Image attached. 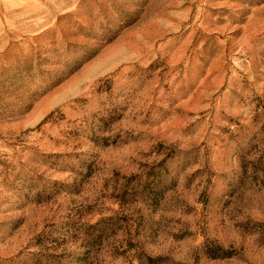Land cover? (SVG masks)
Instances as JSON below:
<instances>
[{"label": "rangeland", "instance_id": "374dc122", "mask_svg": "<svg viewBox=\"0 0 264 264\" xmlns=\"http://www.w3.org/2000/svg\"><path fill=\"white\" fill-rule=\"evenodd\" d=\"M138 251L264 264V0H0V264Z\"/></svg>", "mask_w": 264, "mask_h": 264}, {"label": "trees", "instance_id": "16d2710c", "mask_svg": "<svg viewBox=\"0 0 264 264\" xmlns=\"http://www.w3.org/2000/svg\"><path fill=\"white\" fill-rule=\"evenodd\" d=\"M148 196L151 198V200H153V199L156 200V193L153 194L154 198H152V196L149 193H148ZM128 201L129 200L127 197V193H125L124 195L121 196L120 203L126 204V203H128ZM101 224H102V221L91 226L93 233L91 235H89V243L86 245L88 247V249H90V250H91V248L94 249L97 245H100V243H102V241L104 240L103 238H104L105 230H102V228L98 229ZM136 257L140 261L141 264H159L160 263L159 259L146 257V256H144V253H142L140 251H138Z\"/></svg>", "mask_w": 264, "mask_h": 264}, {"label": "bare ground", "instance_id": "6f19581e", "mask_svg": "<svg viewBox=\"0 0 264 264\" xmlns=\"http://www.w3.org/2000/svg\"><path fill=\"white\" fill-rule=\"evenodd\" d=\"M90 72H91V69L86 70V72L83 74V76H84V75H87V74L90 73Z\"/></svg>", "mask_w": 264, "mask_h": 264}]
</instances>
